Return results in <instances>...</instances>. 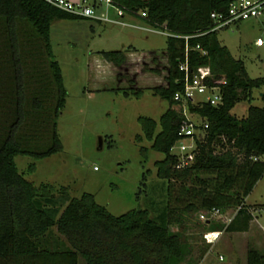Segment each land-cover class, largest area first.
<instances>
[{
	"label": "trees",
	"instance_id": "trees-1",
	"mask_svg": "<svg viewBox=\"0 0 264 264\" xmlns=\"http://www.w3.org/2000/svg\"><path fill=\"white\" fill-rule=\"evenodd\" d=\"M125 13L149 27H162L165 36V85L150 88L167 108L155 121L138 116L142 138L162 154L154 162L155 175L164 180V204L156 218L145 209L112 215L89 193L70 197L65 186L34 184L16 170L13 158L44 157L61 145L55 119L64 104L65 90L57 62L52 58L48 29L53 19L81 18L43 0H0V264H196L182 239L183 219L189 211L233 208L226 223L210 230L225 233L247 230L252 211L244 197L264 172V77L249 78L243 63L230 56L211 30V11H224L226 0H114ZM139 12L145 16L140 17ZM197 46V48H196ZM126 46L100 50L98 55L115 66L125 61ZM155 59L152 58V61ZM206 66L205 82L217 87L220 102L185 103L206 127L194 137L193 160L180 165L169 153L184 116L172 99L182 89L183 72ZM149 71L158 73L155 68ZM132 84V80H128ZM261 89V106L249 105L235 117L229 110L239 100H251ZM124 96H139L138 88H121ZM178 106L177 109L174 107ZM157 128V131H156ZM140 152L145 155V148ZM144 177H141V181ZM178 227L173 231L170 227ZM52 229L67 243L48 242ZM245 264H264V253L247 246Z\"/></svg>",
	"mask_w": 264,
	"mask_h": 264
},
{
	"label": "rangeland",
	"instance_id": "rangeland-1",
	"mask_svg": "<svg viewBox=\"0 0 264 264\" xmlns=\"http://www.w3.org/2000/svg\"><path fill=\"white\" fill-rule=\"evenodd\" d=\"M100 12H103V7H96L95 14ZM106 15L109 20L119 19L139 27L145 26L128 15L118 18L111 8ZM263 33L264 16L220 28L216 31V38L232 58L242 61L247 76L256 78L264 77V42L256 47L254 40ZM48 40L65 90L64 104L55 119L61 147L39 158L14 156L16 170L34 184L49 183L56 188L65 186L70 197L89 193L112 215L145 209L150 218H156L164 204L165 182L156 177L154 162L160 160L162 154L150 149L148 140L142 138L138 142L135 136L141 134L136 120L138 116L157 121L167 108L165 100L150 92L153 86L165 85V58L161 53L165 35L89 18H75L53 19L48 29ZM129 45L144 54L143 57L126 55L122 65L112 67L97 53ZM149 52L155 54L147 57ZM149 68L157 69L158 73L149 71ZM201 71L207 72V68ZM128 87L140 89V95L124 96L120 89ZM251 93L249 102L239 100L229 113L238 118L245 114L249 105L259 106L258 91L253 89ZM190 119L197 124L202 123L195 113H191ZM196 133L199 139L202 132ZM98 137L101 138L100 148L97 147ZM184 142L188 143V140ZM141 147L145 148V155L140 152ZM260 161L264 163V155L260 156ZM244 202L248 205L264 202V172L244 197ZM234 211L233 208L217 212L189 211L179 229L170 227L173 231L178 229L182 232V239L190 248L186 258L190 263L243 264L245 248L252 247L256 240L263 242L258 251L264 253V237L253 234L245 239L242 234L208 228L212 223L228 222ZM253 214L263 229L262 237L264 208L253 211ZM47 240L67 245L53 229ZM211 244L213 246L202 262L203 253ZM77 264H84V261L78 258Z\"/></svg>",
	"mask_w": 264,
	"mask_h": 264
},
{
	"label": "built area",
	"instance_id": "built-area-1",
	"mask_svg": "<svg viewBox=\"0 0 264 264\" xmlns=\"http://www.w3.org/2000/svg\"><path fill=\"white\" fill-rule=\"evenodd\" d=\"M47 4L71 15L89 18L95 21L109 22L121 26H130L128 23L122 22L119 19L109 20L107 18V10L111 8L118 18L125 15L123 9L114 3V0H43ZM102 6L103 12L95 14V8ZM140 17H144V12H139ZM264 16V0H226V8L224 11H211L209 18L212 23L211 30H217L228 26L231 23L239 21L256 20ZM140 29L169 35L162 27H140ZM155 29H159L155 30ZM264 42V33L257 36L254 40V45L259 47ZM197 48V46H196ZM207 68V72H202L201 69ZM178 69L183 72L182 89L174 92L172 99L180 102L182 109L181 113L184 120L181 122L178 130L179 138L173 142L169 148V153L177 156L180 165H186L193 160L194 137L196 131L200 127L204 129L205 123L197 124L190 119L191 113L185 109V103H200L207 102L210 105H217L220 102V93L217 87L208 86L205 82L210 76L209 69L206 66L197 67L195 70H188L185 62L179 64ZM198 96V97H197ZM203 96V97H202ZM188 113V115H187ZM187 139L188 143L184 140ZM217 212V211H213Z\"/></svg>",
	"mask_w": 264,
	"mask_h": 264
},
{
	"label": "crops",
	"instance_id": "crops-1",
	"mask_svg": "<svg viewBox=\"0 0 264 264\" xmlns=\"http://www.w3.org/2000/svg\"><path fill=\"white\" fill-rule=\"evenodd\" d=\"M130 26H127V27H130V28H135V29H140V27L138 26V25H133V24H129ZM147 25H145V26H143V27H146ZM145 31V30H144ZM148 32V31H147ZM130 46V45H129ZM131 47V46H130ZM122 49H124V48H122ZM161 53H163V52H161ZM152 54H155V52H149L148 54H147V57L149 56V55H152ZM126 55H139V57H143V55L144 54H142V53H140V52H138V51H136L133 47H131V49H129L127 52H125V57H126ZM164 55V54H163ZM102 59V58H101ZM103 60V59H102ZM104 61V60H103ZM106 62V61H105ZM101 64H104L102 61L100 62ZM108 64H110L112 67L114 66V67H116L115 65H113L112 63H109V62H107ZM104 65H106V64H104ZM255 90H257L258 91V96H260V94H261V89L259 88V89H255ZM251 95H252V93H251ZM252 97V96H251ZM259 106H261V101H260V105ZM259 181V180H258ZM258 181H256V183L258 182ZM256 183H255V185H256ZM254 185V186H255ZM255 211H259V210H255ZM229 233H238V234H242V235H244V237H245V239H248V238H250L251 237V235H253V234H257L258 236H259V238H263L264 236H260V233L262 234L263 233V229L261 228V226L257 223V217H256V215L255 214H253V211H252V219L250 220V222H249V225H248V228H247V230L246 231H244V232H229ZM216 242V241H215ZM214 242V243H215ZM263 244V242H261V240H256V243H254L253 245H252V247L253 248H255L256 250H258V248H260V246ZM212 246H213V244H211L209 247H208V249L203 253V255H202V259H201V261L203 262V261H205L206 260V258H207V256H208V254H209V252H210V250H211V248H212ZM245 251H246V248H245ZM244 254H245V252H244ZM213 264V263H212ZM243 264H245V255H244V263Z\"/></svg>",
	"mask_w": 264,
	"mask_h": 264
},
{
	"label": "water",
	"instance_id": "water-1",
	"mask_svg": "<svg viewBox=\"0 0 264 264\" xmlns=\"http://www.w3.org/2000/svg\"><path fill=\"white\" fill-rule=\"evenodd\" d=\"M97 147L98 148L101 147V138L100 137L97 138Z\"/></svg>",
	"mask_w": 264,
	"mask_h": 264
}]
</instances>
